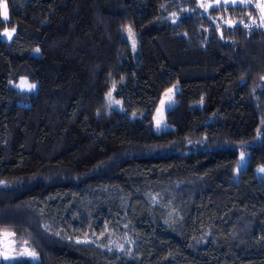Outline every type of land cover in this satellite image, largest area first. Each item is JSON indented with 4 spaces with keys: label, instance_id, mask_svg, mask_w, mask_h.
<instances>
[{
    "label": "trees",
    "instance_id": "1",
    "mask_svg": "<svg viewBox=\"0 0 264 264\" xmlns=\"http://www.w3.org/2000/svg\"><path fill=\"white\" fill-rule=\"evenodd\" d=\"M135 64L162 92L180 86L171 129L158 132L155 106L109 107ZM22 77L37 90L14 88ZM258 167L264 26L253 5L0 0V234L38 253L15 264H264Z\"/></svg>",
    "mask_w": 264,
    "mask_h": 264
},
{
    "label": "rangeland",
    "instance_id": "2",
    "mask_svg": "<svg viewBox=\"0 0 264 264\" xmlns=\"http://www.w3.org/2000/svg\"><path fill=\"white\" fill-rule=\"evenodd\" d=\"M199 5L209 9L211 7H219L221 5L251 4L255 7L261 24L264 26V0H198ZM7 9V19L9 16L8 5L3 4V13ZM4 16V15H3ZM257 22V20L252 21ZM4 34L6 40H11L15 31H6ZM126 36L130 41L133 50H137V39L134 33L126 30ZM139 65H126L121 80L115 83L111 95L108 94V102L110 108L123 107L134 112H145L155 106L154 120L158 132L166 131L172 128L167 121V113L177 105L176 94L180 91V86L175 85L162 92V78L158 77L157 82L152 84L146 78H140L137 74ZM14 88L25 92H34L38 88V84L31 82L28 78L22 77L17 82L11 83ZM34 85L35 87H30ZM249 152H242L236 168L235 177L239 178L240 172L248 166ZM258 178L264 179V167L256 169ZM124 243L128 245V240ZM34 254V255H33ZM0 258L7 264H15L24 260L37 261L38 253L30 242L23 238H17L10 232L0 234Z\"/></svg>",
    "mask_w": 264,
    "mask_h": 264
},
{
    "label": "snow or ice",
    "instance_id": "3",
    "mask_svg": "<svg viewBox=\"0 0 264 264\" xmlns=\"http://www.w3.org/2000/svg\"><path fill=\"white\" fill-rule=\"evenodd\" d=\"M3 15H4V18L7 19V9H6V6H5V10H4ZM13 31H15V29H13ZM5 35H8V33H5ZM37 51H39V50H37ZM30 87H35V86L34 85H31ZM110 95H111V93H109V96Z\"/></svg>",
    "mask_w": 264,
    "mask_h": 264
},
{
    "label": "built area",
    "instance_id": "4",
    "mask_svg": "<svg viewBox=\"0 0 264 264\" xmlns=\"http://www.w3.org/2000/svg\"><path fill=\"white\" fill-rule=\"evenodd\" d=\"M247 27L249 28V30H254L256 28V25L253 23H250L247 25Z\"/></svg>",
    "mask_w": 264,
    "mask_h": 264
}]
</instances>
